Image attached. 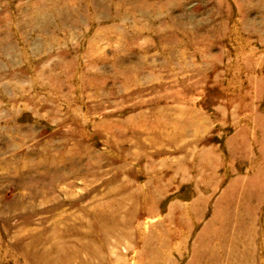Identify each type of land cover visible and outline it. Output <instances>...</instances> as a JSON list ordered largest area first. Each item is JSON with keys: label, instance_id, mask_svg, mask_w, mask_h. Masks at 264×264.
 Listing matches in <instances>:
<instances>
[{"label": "rangeland", "instance_id": "374dc122", "mask_svg": "<svg viewBox=\"0 0 264 264\" xmlns=\"http://www.w3.org/2000/svg\"><path fill=\"white\" fill-rule=\"evenodd\" d=\"M0 264H264V0H0Z\"/></svg>", "mask_w": 264, "mask_h": 264}, {"label": "bare ground", "instance_id": "6f19581e", "mask_svg": "<svg viewBox=\"0 0 264 264\" xmlns=\"http://www.w3.org/2000/svg\"><path fill=\"white\" fill-rule=\"evenodd\" d=\"M97 221L100 223L101 222V218H100V216H98L97 218ZM101 232V234L102 233H104L105 235H106V233L105 232H102V231H100ZM94 244V243H93ZM84 246V245H83ZM95 248H96V246H95ZM57 249V248H56ZM74 249V248H73ZM78 249V248H77ZM71 250V249H70ZM65 251V250H64ZM76 251V250H75ZM77 252V251H76ZM65 253V252H64ZM78 255V254H77ZM43 259H45V258H43V257H40V259H39V261H43Z\"/></svg>", "mask_w": 264, "mask_h": 264}]
</instances>
